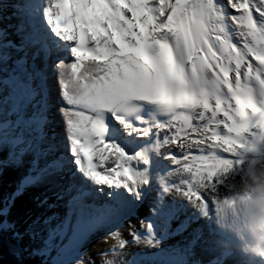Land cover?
<instances>
[{
    "label": "snow or ice",
    "instance_id": "snow-or-ice-1",
    "mask_svg": "<svg viewBox=\"0 0 264 264\" xmlns=\"http://www.w3.org/2000/svg\"><path fill=\"white\" fill-rule=\"evenodd\" d=\"M8 8L20 39L5 42L0 28V169L31 153L17 191L67 177L57 194L67 197L66 211L45 217L46 234L29 254L71 264L93 232L118 229L152 193V215L140 221L143 232L130 231L132 243L154 247L169 235L183 207L166 199L173 191L211 218L203 194L213 207L250 141L264 136V0H0V18ZM9 49L23 53L11 67ZM50 58L66 144L49 135ZM172 146L180 156L162 152ZM41 157L50 159L38 166ZM12 227L0 222V230ZM108 237L107 252L121 255L129 242L118 230ZM123 264L186 262L161 248Z\"/></svg>",
    "mask_w": 264,
    "mask_h": 264
},
{
    "label": "bare ground",
    "instance_id": "bare-ground-1",
    "mask_svg": "<svg viewBox=\"0 0 264 264\" xmlns=\"http://www.w3.org/2000/svg\"><path fill=\"white\" fill-rule=\"evenodd\" d=\"M13 2L14 0H9V3ZM5 18L7 19L5 20ZM15 19L16 16L12 13L11 8H8L3 17L0 18V28L4 29L7 32L5 42L12 41L14 43L18 41L17 44H19L20 38L16 34V25L18 24V21L14 22ZM233 39L235 40V37H233ZM9 51L12 53V57L10 60L19 59L23 55L22 52H16L15 49H9ZM31 55L32 50H29V61L31 60ZM52 62L53 61L50 58V94L55 100L54 107L52 109V112L54 114V123L52 125V130L57 134V142H63L64 144H66L65 126L62 114L59 112V109L61 107H66V105L62 100H59L62 97L60 96V92L56 90V85H58L59 88V83L58 77L55 75L53 69L51 68ZM66 62H71V58L66 59ZM35 63L37 64V66L41 64V60L39 57H37ZM8 65L9 67H11L12 62L11 64L8 63ZM50 130L49 133L52 131ZM160 135L162 138L163 132ZM167 151H171L177 156L181 155V152L177 150L175 146H172L170 149H162V152ZM193 151H195V149H193ZM67 154L70 155V153ZM221 155L227 156L228 154L221 153ZM24 157H28L29 161H31L33 158L31 153H26V156ZM37 163L38 166H41L42 159L40 158ZM165 163L171 166L170 162L165 161ZM15 166V171L11 170L12 166L3 167L2 171H0V194L3 193L2 197L0 198V207L2 209L7 207V213H13L14 223L13 227L11 228L12 231L15 230V228L19 231L21 230L22 225L28 226L29 223L30 229H33L37 225V222H32V219L34 218V216H40L39 212L41 214V210L46 212L47 215H53L55 213L57 216L59 215V212L62 211L61 215H63V213L65 212V208L62 207L61 204L65 203L67 199L66 196L58 200L55 199L57 198V196L54 195V199L50 198L52 197L51 193L48 195V193H46L48 190L46 191V187L43 188L41 183L36 185H25L20 191H17L18 186L29 174V172L24 170V161ZM26 168L30 169L31 164L27 163ZM179 178V176H172L169 179L171 180V182L178 183ZM45 181L48 182L49 180ZM1 183L4 185H2ZM66 184L67 177H65L63 181L57 179L55 183L50 181V183H48V186L51 192L54 191L52 192L53 194H58L62 191L63 187L66 186ZM7 188L9 189L6 190ZM31 189H33V195L35 194L36 196L33 197ZM227 191L228 189L219 188L218 196L222 197L227 193ZM13 193H15L14 196ZM154 196L155 193H152L149 199H145L142 203L137 202L138 206L133 209V214L123 220L118 229L101 228L99 230H96L82 243L81 246L94 254H98V252L101 251H106L114 243L113 239L111 237H108V232L112 230H118L122 238L127 240L129 243L121 250L122 254L118 256L116 264H123V262L127 261L130 258L132 253L155 254L159 252L161 248L166 252L175 253L178 256H181L185 260L186 264H243V261L240 258V253L235 247L234 241L227 234L221 233L216 229L212 218L211 194L207 193L206 191L203 196L207 197L206 202L209 203V212L211 218H205L201 216L198 210H196L189 203L187 198L177 195L173 191L172 193L166 195V199L170 202L175 201L178 205H182L183 207L182 210L177 214V217L169 222L167 226L169 235L164 240H162L158 246L154 247H150L142 243H132V237L129 233L130 231L143 232L140 221L152 215V213L150 212V199ZM28 197H30L31 199H28ZM45 198L47 199L45 200ZM104 199L105 197H103V194H100V198L97 200V203H103ZM41 201L45 202L41 203ZM49 204H51L52 207H49ZM25 217L27 218L26 221ZM1 220L2 217L0 214V222ZM55 222L56 221H54L53 224ZM145 223H147V221H145ZM207 223L209 224V227L207 226ZM190 232L192 236H190ZM106 237L107 239H105ZM219 239L225 240L227 242V247L221 249L217 244V240ZM54 242L59 243L60 241L57 238ZM250 264H264V260L256 257L251 260Z\"/></svg>",
    "mask_w": 264,
    "mask_h": 264
},
{
    "label": "clouds",
    "instance_id": "clouds-1",
    "mask_svg": "<svg viewBox=\"0 0 264 264\" xmlns=\"http://www.w3.org/2000/svg\"><path fill=\"white\" fill-rule=\"evenodd\" d=\"M212 218L216 229L234 241L243 264L264 260V136L244 150L227 193L212 207ZM217 244L227 247L223 239Z\"/></svg>",
    "mask_w": 264,
    "mask_h": 264
},
{
    "label": "rangeland",
    "instance_id": "rangeland-1",
    "mask_svg": "<svg viewBox=\"0 0 264 264\" xmlns=\"http://www.w3.org/2000/svg\"><path fill=\"white\" fill-rule=\"evenodd\" d=\"M7 18H5V20H6ZM16 20V21H15ZM14 20V22H17L18 20H17V18ZM18 23V22H17ZM11 62H12V60H10V61H8V63L9 64H11ZM51 70V69H50ZM56 90L58 91V92H60V90H59V88H58V85H56ZM59 100H62V98H60ZM53 101H55L54 99H53ZM51 130H52V127H51ZM50 130V131H51ZM53 131V130H52ZM51 131V132H52ZM51 132L49 133V135H51ZM58 153L59 152H57V155H58ZM4 154V155H3ZM6 155H7V152H6V150L5 151H0V159H2V158H4V157H6ZM24 156H26V153H25V155ZM22 157V161H24V170L25 171H27V172H29V168L27 169L26 168V164L28 163V164H30V161H29V159H28V157ZM41 159H42V165L41 166H43V164L45 163V161L47 160V159H50V157H41ZM11 170L12 171H15L16 170V166H12L11 167ZM0 171H2V169H0ZM48 183H50V180L48 181V182H41V185H42V187L44 188V187H46V193H48V195L51 193V196L52 197H50V198H52V199H54L55 197L54 196H57V194H53L52 192H54V191H50L49 190V186H48ZM2 184V183H1ZM15 184V183H14ZM2 185H4V184H2ZM9 188H7L6 190H8ZM33 189H31V192H32V195H33V191H32ZM2 194L3 193H1L0 194V198L2 197ZM46 195V194H45ZM54 195V196H53ZM34 196H36L35 194L33 195V197ZM6 197V196H5ZM28 199H31L30 197H28ZM51 199V200H52ZM55 199H57V198H55ZM36 200V199H35ZM58 200V199H57ZM53 201H55V200H53ZM61 201V200H60ZM63 201V200H62ZM49 205H51V204H49ZM62 205V207H63V205L64 204H61ZM60 205V206H61ZM59 206V207H60ZM61 208V207H60ZM0 209H2L1 207H0ZM65 211H66V209H65ZM62 214V211H60L59 212V215H58V217L59 216H62L61 215ZM39 215L40 216H34V218L32 219V222H34V223H36L37 222V225L33 228V229H30V223H29V225L28 226H24V225H22V228H21V230H17L16 228H15V230H13L12 231V229L10 228V229H7V230H4V231H6L7 233H9V235H10V238H11V240L12 241H16L17 242V248H18V250H21V251H25L24 249H27V251L26 252H29V251H31L33 248H38L39 246H40V243H41V240H42V238L45 236V226H44V224H43V221H44V219H45V217H47V216H51V215H47L46 214V212H44L43 210H41V214H40V212H39ZM1 217H2V220H1V222H3L4 220H7V222L9 223V224H12L13 225V218H14V215H13V213H7L6 212V215L5 214H1ZM22 217H24V216H22ZM41 218V219H40ZM26 217H25V221H26ZM54 222V221H53ZM52 222V223H53ZM41 224H42V226H41ZM27 230V231H26ZM99 230V229H98ZM13 232H19L20 234H21V238L19 239V240H17V239H15L14 237H13ZM29 233H31V234H34V239L33 238H30V234ZM190 236H192V234H191V232H190ZM184 239V238H183ZM82 245V244H81ZM102 253H107V254H105V255H101ZM51 255H55V252L53 251L52 253H51ZM118 256L119 255H114V254H112V253H108L107 252V250L106 251H101V252H98V254H94V253H91L90 251H88V250H86L84 247H82V246H80L79 247V249H78V252H77V254L76 255H74L73 257H72V259H71V264H77V261H79V264H103V262L105 261V260H113V261H115L116 262V260H117V258H118ZM49 259H50V257H49Z\"/></svg>",
    "mask_w": 264,
    "mask_h": 264
},
{
    "label": "trees",
    "instance_id": "trees-1",
    "mask_svg": "<svg viewBox=\"0 0 264 264\" xmlns=\"http://www.w3.org/2000/svg\"><path fill=\"white\" fill-rule=\"evenodd\" d=\"M17 242L12 241L9 233L0 230V264H43L44 257L32 256L29 252L19 250V256L14 254L18 250Z\"/></svg>",
    "mask_w": 264,
    "mask_h": 264
}]
</instances>
